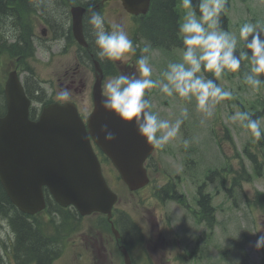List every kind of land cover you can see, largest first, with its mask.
Here are the masks:
<instances>
[{
    "label": "clouds",
    "instance_id": "clouds-1",
    "mask_svg": "<svg viewBox=\"0 0 264 264\" xmlns=\"http://www.w3.org/2000/svg\"><path fill=\"white\" fill-rule=\"evenodd\" d=\"M181 3L187 10L183 23L179 25L182 57L179 62L167 65L161 73L163 80L153 79L149 58L142 55L136 61V74L110 76L104 83L102 107L105 112L124 123L134 124L139 136L155 147H163L174 139L182 121L178 119L170 123L161 119L152 110L150 98H146L149 90L158 88L168 97L177 96L189 102L194 98L196 110L211 116L217 104L232 98L231 91L224 90L216 80L226 72H238L243 61L250 65L249 71L244 74L245 83L253 91L264 85V79H261L264 76V27L245 23L237 36L220 27V14L225 11L224 0H199L197 6H194L193 0H181ZM88 24L98 60L122 61L128 54L135 53L132 39L119 23L113 22L111 29L106 30L104 16L93 10ZM240 42H243V50L238 52ZM203 73H211L213 78H207ZM70 97V89L65 88L58 93L61 100L67 101ZM182 115L187 116V109ZM232 120L240 121L254 141L264 138L261 127L264 117L253 119L248 112H237ZM101 132L106 141L115 139L108 125H103ZM251 246L256 252L264 251V234L257 235Z\"/></svg>",
    "mask_w": 264,
    "mask_h": 264
},
{
    "label": "water",
    "instance_id": "water-1",
    "mask_svg": "<svg viewBox=\"0 0 264 264\" xmlns=\"http://www.w3.org/2000/svg\"><path fill=\"white\" fill-rule=\"evenodd\" d=\"M130 3L141 12L148 6V0H124L127 9L134 12L139 11L131 10ZM81 16L80 11L74 16L78 39L82 34ZM5 92L8 112L0 117V179L12 200L24 211L34 213L43 206L41 188L48 186L58 202L73 203L80 210L101 208L107 203L111 206L115 195L108 190L101 175L82 174L91 148L76 111L70 106L47 107L40 120L32 122L27 117V104L22 101L18 83L9 82ZM95 100L96 110L90 126L98 132L106 123L102 118L104 109ZM118 127L115 121L111 128L115 139L109 142L101 137L105 140L102 144L109 147V155L128 184L136 186L142 180L140 169L151 148L139 136L135 125L122 131L116 130Z\"/></svg>",
    "mask_w": 264,
    "mask_h": 264
},
{
    "label": "rangeland",
    "instance_id": "rangeland-1",
    "mask_svg": "<svg viewBox=\"0 0 264 264\" xmlns=\"http://www.w3.org/2000/svg\"><path fill=\"white\" fill-rule=\"evenodd\" d=\"M226 1L227 0H224V3H226ZM231 1H234V0H231ZM239 4H240V6H242L241 8L243 9V12L239 11L237 13V16H234L235 22L239 21L241 19H245L247 17L250 19V21H252V17H253V18H255L256 23L264 26V0H246L245 4L242 3V0H239ZM232 6H233V15H234V12H235L234 3L232 4ZM178 9L180 10L181 13L186 14L185 9L181 5H178ZM107 10L112 12L114 10V7L109 5V6H107ZM11 32H13V31L6 30L5 33H11ZM181 57H182L181 50H177L176 49V50L173 51V54H172V57H171V62H179L181 60ZM43 61H45V60H43ZM68 61L70 62L71 58H69ZM168 63H170L169 59H167L166 64H168ZM35 66L38 69V74H39V76L42 79L55 78V77H57L60 74L61 70L63 69L62 62H60L59 60H56L52 65H50L47 70H44L41 65H37L36 64ZM45 67L47 68V66H45ZM225 74H227V77H230V76H228L227 72ZM235 75H236V78L234 79L235 84L238 85L239 83H241V84L247 85L245 83V81L241 78V69L238 72H236ZM237 77H238V79H237ZM222 79H223V76L221 77V80ZM261 79H264V76H262ZM249 91L251 92L252 95H254L257 98H263L264 97V85H261V87L258 90H256V91H253L251 89V87H250ZM244 93H245V91L242 88H235L234 89V96L238 98V101L240 102L241 106H246L248 104V99L243 97ZM177 101H178L177 105L182 108V112H183V110L186 109V108L181 106L180 100H177ZM177 105H175V106H177ZM220 108H224L223 120H219L218 123L220 121H224V122H226L228 124V126L232 129V132L234 134L237 149L240 150L243 153V149H244L243 146L248 143V139H249V134H248L247 130L242 126V123L240 121H233L232 120V116L234 114H232L230 116L227 115V114H229V111L227 110L228 109V105H226L225 103L221 102L220 103ZM166 111H167V109L165 108V106H162V107H160L157 110V114L159 115V117L161 119H165V115L163 113L166 112ZM240 112H243V110L241 109ZM203 115L206 117V115L204 113L200 112V116H203ZM217 115H218V112L214 108L213 114L211 116H209V122L210 123L215 122ZM187 116H188V114H187ZM180 117L181 118H179V120L182 121V118H183L187 122L188 118H186L182 114H180ZM192 127H193V129H194V127H197L198 130L192 131L191 130ZM180 128H181V130H185V132H187L189 136H191V134L192 135L198 134L197 136L200 137L202 143H203V138L207 137V134H208V131L201 130V127L192 125V122L190 123V127L188 125H186V124H182L181 123ZM200 135H204V136L201 137ZM200 139L197 138L195 140V143H199ZM195 143L192 144V141H191V138H190V142L188 143V145H190V147L192 145H195L199 149V146L197 144H195ZM163 148H168V144L164 145ZM232 148H233L232 146H228V145L225 146L224 147L225 151H224L223 154L224 155L226 154L227 156H231L232 155L233 164H234V166L236 168H238L239 167V162L237 160H235L236 158L233 155L234 150ZM167 158L173 163V157L171 155H169L167 157V155H166V156H164V158H162L163 159V163H166L168 165L167 169H171V171L179 170V165L176 166V164L173 163L174 164V168H173V166L168 163ZM248 162H249L248 160H245L246 164H249ZM214 164L218 165V162L215 161V154H213V150H212V152H207L204 155V159L202 160L201 165H198L196 168H194V173L200 174V178L203 179L207 175L208 170H210L211 168L214 167ZM160 183L163 184L165 182L164 181H160ZM114 187L119 188L116 185H114ZM246 187L248 188L247 189L248 193L253 191L256 187L261 189V190H264V182H258L257 186L255 188H253L252 185H246ZM121 195L123 196V198L121 200V203H120L119 207L123 208L124 210H127L129 212H132L134 210H138L139 212H144L145 211V207L152 208L155 205L154 204L155 202L150 200V199H149V202L145 201L143 203L142 202V197L140 195H132L130 193L125 194V195L121 193ZM139 212H138V214H139ZM258 214H259V212L256 211L255 209H254L253 212H251L247 208V206L243 204L242 211L238 212V219L236 221L227 223V225H226V227H227L226 233L229 232V231H233L232 234L234 236V235H237L239 233H242V231L244 232L243 229L245 227L249 228V230L247 232V233H249V231L251 230V227H253V224H254L253 221H255L257 219ZM260 224L258 222V235L261 234L262 232H264V226H261ZM238 237H232V238L240 239L242 237V234H240ZM232 238L227 239L225 237V239H222V240L221 239L220 240L216 239V243L217 244L215 246H214V244H212V242H213L212 241L211 242V246H208L209 248L205 249V253H202L203 256L205 257L203 262L205 264H234L233 262L228 260L229 258L223 259L221 250L218 249V246H220V247L225 246L226 247V245H230L231 249L228 248V250H229L228 252L229 253H233L234 250L232 249L233 246H232V243H231L232 242ZM255 239L256 238H254L252 241H251V239L250 240L248 239V242H246L245 245H244V252H245V255H247V258H245L246 264H260V258L262 257L261 256L262 254H261V252L254 251V249L251 246V245L254 244ZM184 240H186V237L183 239V242H182V247L183 248L187 246L186 243H184ZM189 246H190V250H193L194 248H196V243L190 241ZM197 261L199 262L201 260L198 259Z\"/></svg>",
    "mask_w": 264,
    "mask_h": 264
},
{
    "label": "trees",
    "instance_id": "trees-1",
    "mask_svg": "<svg viewBox=\"0 0 264 264\" xmlns=\"http://www.w3.org/2000/svg\"><path fill=\"white\" fill-rule=\"evenodd\" d=\"M38 3H46V10L49 14L62 17V9L55 8V3L62 0H34ZM58 1V2H57ZM67 7L76 4V0H63ZM199 0H193L194 6H197ZM154 15L149 21L147 35L155 42L165 43L172 41L178 29V14L175 10V0H154ZM31 5L32 0H0V75L1 69L5 66L4 62L13 60L14 58L26 59L32 54L33 46L31 36L34 29L31 27ZM63 7V6H62ZM57 13V14H56ZM13 25L18 30V38L15 43H8L6 38V30L8 26ZM11 38L13 36H10ZM1 78V76H0ZM2 93V88H0ZM258 105L262 106L264 112V104L262 101L256 100L252 103V108L256 113ZM259 113V112H258ZM259 115V114H258ZM230 136V132L228 134ZM0 206L4 208L10 207V202L0 185ZM14 226L18 232L17 255L23 259L37 258L39 264H44L48 259V255H44L46 241L36 231L32 232V227L25 217L17 214V218L13 219Z\"/></svg>",
    "mask_w": 264,
    "mask_h": 264
},
{
    "label": "flooded vegetation",
    "instance_id": "flooded-vegetation-1",
    "mask_svg": "<svg viewBox=\"0 0 264 264\" xmlns=\"http://www.w3.org/2000/svg\"><path fill=\"white\" fill-rule=\"evenodd\" d=\"M224 189L225 192V181L223 183V185L221 186ZM219 194H221V192L218 191ZM225 196V195H224ZM200 206L204 209V211L206 212L207 217H212L214 215V211H212L213 209L211 208V206L208 203V198H206L204 195L202 196L201 201H199ZM154 226L158 229L159 225V221L157 218H154ZM120 231H122L124 237H129L131 236V234L134 237H139L142 234V227L140 226V223H137L136 220L133 218L132 220L130 218L127 219L126 221V225H124L123 227L120 228ZM46 248L44 249L43 253L44 255H48V259L45 260L46 262H44V264H51L52 263V259L50 258V255H54V256H58L59 258H62L65 256V253L59 252V250L56 247H52V246H47L45 245ZM87 255L84 256L83 254L80 255H76L75 258H81L82 262L80 264H88L87 260L84 259V257L87 258H93V256L95 258H106L107 257V250L104 249V253L105 254H100L98 248L96 245H92V250L89 251L87 249ZM50 258V259H49ZM37 263L34 262V264H39L38 260H36ZM91 262V261H90Z\"/></svg>",
    "mask_w": 264,
    "mask_h": 264
},
{
    "label": "bare ground",
    "instance_id": "bare-ground-1",
    "mask_svg": "<svg viewBox=\"0 0 264 264\" xmlns=\"http://www.w3.org/2000/svg\"><path fill=\"white\" fill-rule=\"evenodd\" d=\"M41 1V0H40ZM58 2V1H57ZM5 36H7L8 38H11L10 36H13V33L11 32V33H6V35Z\"/></svg>",
    "mask_w": 264,
    "mask_h": 264
}]
</instances>
